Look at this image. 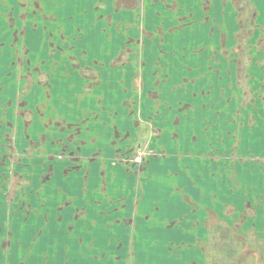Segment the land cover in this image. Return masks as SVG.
<instances>
[{
    "label": "rangeland",
    "instance_id": "374dc122",
    "mask_svg": "<svg viewBox=\"0 0 264 264\" xmlns=\"http://www.w3.org/2000/svg\"><path fill=\"white\" fill-rule=\"evenodd\" d=\"M34 1L0 0V226L32 238L15 208L42 198L73 228L61 264H264V0H181L184 23L151 0H52L53 40L6 24Z\"/></svg>",
    "mask_w": 264,
    "mask_h": 264
},
{
    "label": "crops",
    "instance_id": "0c3cea01",
    "mask_svg": "<svg viewBox=\"0 0 264 264\" xmlns=\"http://www.w3.org/2000/svg\"><path fill=\"white\" fill-rule=\"evenodd\" d=\"M53 1L52 0H36V1H34V3L31 2V3H33L34 6H32V8L29 9V10L27 9V7H30L29 4L21 6L22 9L27 10V13H26L27 16H29V12L31 10V12L34 13L35 17H37L36 20H26V18H24V17H26L25 14L23 16H14L13 15L11 17V19L9 18L8 20H6L7 26L10 27V29H16L15 34L16 33L17 34H19V33L21 34V32L17 31V29L19 27V23L21 21H24L23 24H25V25L29 24V26L32 25V28H37V21L41 20V22L45 25L44 26L45 35L47 34V32H49L48 34L50 36L47 37V38H51L52 40L54 38L58 39V34L59 35H64V32L61 29V25H60L62 23L61 19L58 16L55 15L54 10L52 11V9H54L53 8L54 7V2ZM180 1L181 0H172L171 2H169L168 0H151L150 2H153V3H156V4L158 3V5L160 7H162V8L176 10L180 6V5L177 4ZM223 1L224 0H214V4L213 5H215V7L218 8L219 6H223ZM244 1L246 2V5H248L249 8H252V10L254 11V16H255V12H256L257 7H258L257 2H255L254 0H244ZM244 1H243V3H244ZM80 2H81V4L84 3V5H85V6L82 5L81 7L85 8V7L90 6V3L88 2V0H81ZM94 2H96V4H94V7L95 8H99L100 7L99 0L94 1ZM206 2H207L206 0H198V1H195V5H194V9H196L197 12L198 11H202L204 16L208 14V12H209L208 10H210V8L212 7V5L210 3L208 4ZM174 3H176V4L174 5ZM115 4H116L115 0H113V5H112L113 9L116 6ZM232 6H233V3H232ZM179 8H180V10L184 11L183 12L184 14L180 13V12H177V13L176 12H174V13L172 12V15L173 16H176V15L178 16V17L176 16V21L177 22L184 23V21L187 19L186 17L188 16V13H187L188 9H187V7L185 9L182 6H180ZM259 10H257L258 14L260 13ZM36 11L40 12L44 17L39 15V14H37ZM190 13H191V11H190ZM81 14H83V10H82ZM192 14H194V13H192ZM184 16H186V17H184ZM94 21H95V25L93 23V25L91 26L92 29H93V27H99L101 24H103L105 22L110 25L111 23H114V15L112 16L111 22H108L107 20H104V19H100L97 16H95ZM177 27L178 26L176 25V26H174L172 28H174V30H176V29H178ZM159 31H160V29L156 30L157 33H160ZM169 31H171V30H168L166 32H169ZM83 32H85V31H83ZM94 32L95 31L80 33V36H81L82 39H85L86 37H88L86 34L91 33L92 36H90V37H93V35L95 36V34H97V33H94ZM160 36L161 35L159 34V37ZM65 37H68V36H65ZM65 37H63V38H65ZM208 37H210L209 31H208ZM13 38H14V40H16V39H18L20 37H13ZM62 47H64V46H62ZM44 59H46V58L44 57ZM63 88L67 89L66 86L65 87H61V89H63ZM0 116H1L0 117V124L3 125V122L5 121V119H3V116L1 114H0ZM8 122L6 121V123H8ZM10 126H11V124H10ZM11 131H13V130H11ZM9 134L10 133H6V134L3 133L2 129L0 128V135L2 137H4V135L8 136V138H10V141L13 142V139L11 137L13 135V132L10 135ZM53 140H54V144L57 143L56 146L61 145L60 144L61 143L60 140H58V139H53ZM1 141L3 142L4 138ZM6 141L9 142V139H6ZM2 210L3 209H0V216L3 215ZM65 211H66V208L62 209L60 212L56 211V213H53L52 211H50V209H48L47 212H44L42 209H38V211H37L38 213L32 214L33 215L32 217H34L35 220H36L34 222H39L40 221L42 223V225L39 226L40 228L36 229V231L34 232L32 238H31L30 235H28V232L26 231V229L23 226H19L18 228H14V227L10 226V229H7L2 224V227L0 226V232H3V234L5 232H9V233H11L12 236L9 237L10 240H6V241L3 240V242L1 241L2 236H0V264H17V263L18 264H61L62 263L61 260L63 261V263H66V260H67L66 257L64 256L65 257L64 258L62 256V252H63L62 251V248H63L62 245H64L63 244L64 235L68 234V230L71 229L70 228L71 225H68V223H67L66 216L68 215V213H65ZM45 215L52 216V217L55 216V215L62 216V222H56L54 219H49V222H48L49 224H48L44 219H42V216H45ZM83 215H85V213H83L82 216ZM36 217H38V218H36ZM24 221H28V218L24 219ZM44 221L48 224V227H47V224H45ZM96 223H98V222H96ZM74 230H75V228H74ZM27 237H28V240H32V241L24 242L23 240H25ZM45 246L48 247V249H51L52 247H57V248H60V249H59V251L58 250H49V252L47 253L46 256L45 255H35V256L29 255L27 258H25V259L23 258L22 259L23 261H20V262H17V263H14V262H16V261H13L14 259H9V260L8 259H6V260L4 259V248L5 247L9 248V249L10 248L13 249V248H24V247L36 248V247H45ZM97 258H98L97 256L96 257H92V260L96 261ZM17 259H21V258H17ZM259 259H260V257H259Z\"/></svg>",
    "mask_w": 264,
    "mask_h": 264
},
{
    "label": "flooded vegetation",
    "instance_id": "af4514ba",
    "mask_svg": "<svg viewBox=\"0 0 264 264\" xmlns=\"http://www.w3.org/2000/svg\"><path fill=\"white\" fill-rule=\"evenodd\" d=\"M4 137H2L1 135H0V142H1V140L3 139ZM82 144H83V142H81V146H82ZM76 149H79L78 147H76ZM81 149V148H80ZM76 156V155H75ZM2 157H3V153L0 151V159H2ZM59 158H61V157H59ZM78 158L80 159V161H82L83 160V158H82V156H77V160H78ZM58 160H61V159H58ZM53 161H55V160H53ZM76 162H78V161H76ZM13 178H16V177H10L9 178V181H8V190H7V193H6V198L8 199L9 197H11V195L13 194V193H18V192H16V191H14V190H12L11 188H12V185L11 184H13L12 183V179ZM45 182H49L47 185H49V184H51V177L49 176V177H46L44 180H43V183H45ZM47 185H45V186H47ZM29 186H32V183L31 182H29L28 183V187ZM4 187V185H1L0 184V190L2 189ZM17 187H19L18 185H15V188H16V190H19ZM43 187V186H42ZM41 187V188H42ZM58 188H59V186H58ZM46 189V188H45ZM45 189H43V191L45 190ZM60 189H62V187L60 186ZM46 192H48V191H46ZM45 192V193H46ZM38 193V192H37ZM39 194V193H38ZM47 195V194H46ZM47 197H48V195H47ZM39 201H37L38 202V204H39V206H37V207H34V205L31 203V202H28V203H25V201H22V207H19V208H15L16 210H18V211H22L23 213H22V216H23V219H26V218H28L29 216L32 218V214H36V213H38L37 211H38V209H42L44 212H47L48 211V209H50V211H52L53 213H56V211H58V212H60L62 209H64V208H66V206H61V204L60 205H57L56 207H55V209L54 208H48V206H46V204H45V201H44V199H38ZM21 203H19L18 205H20ZM25 205V206H24ZM43 205V206H42ZM81 210H78V211H76V212H74V215L72 216V218L71 219H73L74 217L76 218V217H78L79 216V212H80ZM82 213V212H81ZM39 217V216H38ZM38 217H36V218H38ZM41 217V216H40ZM42 219H44L47 223L49 222V219H54L56 222H62V216H57V215H55V216H48V215H45V216H42ZM44 221V222H45ZM76 221V220H75ZM45 222V224H47ZM74 222V221H73ZM49 224V223H48ZM71 229H69L68 230V232H71L72 231V226L70 227ZM5 234V237H11L12 235H11V233H9V232H5L4 233ZM0 236H2V238H1V241L3 242V232H0ZM6 241V240H5ZM79 242H81V239L79 240ZM24 248H27V247H24ZM11 249V248H10ZM47 251H49L48 250V247H43V250H42V253H40L39 251H37V252H35V251H32L30 254L28 253L27 254V252H25V254H22V255H20V252L18 251V257L17 258H27L29 255H33V256H35V255H47ZM51 254V253H50ZM44 256V257H45ZM62 256L64 257V255H63V252H62ZM92 257H96L95 255H93ZM259 255L257 256V258L259 259ZM118 259H120V258H118Z\"/></svg>",
    "mask_w": 264,
    "mask_h": 264
},
{
    "label": "snow or ice",
    "instance_id": "6c2138e0",
    "mask_svg": "<svg viewBox=\"0 0 264 264\" xmlns=\"http://www.w3.org/2000/svg\"><path fill=\"white\" fill-rule=\"evenodd\" d=\"M158 210V209H157ZM134 255V254H133Z\"/></svg>",
    "mask_w": 264,
    "mask_h": 264
}]
</instances>
